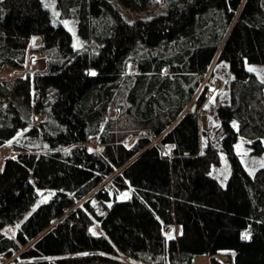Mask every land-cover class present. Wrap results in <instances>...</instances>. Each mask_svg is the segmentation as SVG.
Instances as JSON below:
<instances>
[{"label":"trees","instance_id":"trees-1","mask_svg":"<svg viewBox=\"0 0 264 264\" xmlns=\"http://www.w3.org/2000/svg\"><path fill=\"white\" fill-rule=\"evenodd\" d=\"M117 1L135 13L158 3ZM56 2L77 20L83 46L43 0H0V69L24 67L36 37L48 57L45 69L0 79V147L22 130L38 140L0 167V264H91L118 253L192 264L230 251V262L214 264H264V167L250 173L236 150L242 135L264 152V81L246 67L264 64V0H166L134 20L116 0ZM221 62L233 74L218 107L226 185L212 173L218 148L202 150L198 111ZM94 138L99 149L87 145ZM91 193L104 212L92 198L78 204ZM16 226L15 236L4 231Z\"/></svg>","mask_w":264,"mask_h":264},{"label":"rangeland","instance_id":"rangeland-1","mask_svg":"<svg viewBox=\"0 0 264 264\" xmlns=\"http://www.w3.org/2000/svg\"><path fill=\"white\" fill-rule=\"evenodd\" d=\"M47 8H49L52 18L55 23H62L65 25L73 36V44L76 47H81L87 41L80 36L78 32V24L75 18H63L61 16V12L57 7L56 0H43ZM115 1V0H114ZM157 5L151 10L145 13H135L127 11L126 8L120 6V2L116 0L115 3L119 6L120 10L126 15V17L130 20H134L141 16H152L160 11L167 9L166 0H157ZM89 43V42H88ZM96 41L91 42L93 46H95ZM41 39L39 37L34 38L31 46L27 50V57L25 66L22 68H15L11 65H4L0 69V79L1 80H10L18 75H23L25 72H32L37 69H45L47 66L48 57L40 52H36V49L40 46ZM52 56V54H51ZM246 67L248 70L256 73L263 81H264V64L263 63H248L246 62ZM130 72L136 70L134 64L130 66ZM210 72V71H209ZM208 72V74H209ZM213 78L212 80L205 79L203 85L206 84L207 89L205 93V100L201 103L199 107V115L201 122V147L202 150H205L207 145H213L219 150L220 162L212 164V173L216 176L223 185L227 184V180L229 178L231 172V162L226 154V151L223 149V138L225 136V130L223 128L222 119L218 114V107L223 102H226L229 98V83L233 77V74L229 68V65L226 62L218 63L214 65L212 68ZM201 86V88L203 87ZM200 88V91H201ZM126 94V86H124L120 92L118 101L123 102L125 100ZM199 92L197 93V95ZM192 103V104H191ZM188 106L191 107L194 103H197V100L194 99ZM197 105V104H196ZM197 108V106H196ZM111 115H115V111L111 110ZM40 119V117H39ZM37 122V121H35ZM136 140L135 136L129 137L125 142L128 145H132ZM263 145H264V138ZM159 138H155L153 142H158ZM38 144V140L32 137H29L26 134L25 130L19 132V134L14 137L12 140L6 142L4 145L0 147V167L4 160L9 155L16 154V146H34ZM253 140L250 137L240 135L238 141L236 143V150L243 161L244 166L250 173H255L259 168L264 167V152L256 153L255 148L252 145ZM87 145L91 149H99L100 142L98 138L91 139ZM166 152H169L170 149L165 148ZM112 177H108L103 184L108 186L111 182ZM130 195L129 190L121 191L119 194L120 198H126ZM49 194L43 197V200L47 199ZM87 198H92L93 204L96 206L99 212H104V203H102L98 198L94 197L93 193L86 196L83 200L79 201L78 204H81ZM110 203H108L109 205ZM18 226L16 227H7L4 231L10 236H15ZM176 228V229H175ZM92 232L95 234H101L102 229L99 224L96 223L92 227ZM181 226L178 227H169L166 229V234L168 236L172 235L176 232H181ZM112 260L105 261L101 263H91V264H171L169 262H162L161 258H158L154 261H148L144 259H136L128 257L122 253H118L115 255H109ZM234 252H219L215 257L206 254L196 255L192 259V264H214L213 259L218 260L219 262H230L233 259ZM185 264V263H184Z\"/></svg>","mask_w":264,"mask_h":264},{"label":"water","instance_id":"water-1","mask_svg":"<svg viewBox=\"0 0 264 264\" xmlns=\"http://www.w3.org/2000/svg\"><path fill=\"white\" fill-rule=\"evenodd\" d=\"M196 103H194L193 107H192V110L195 111L196 110Z\"/></svg>","mask_w":264,"mask_h":264},{"label":"snow or ice","instance_id":"snow-or-ice-1","mask_svg":"<svg viewBox=\"0 0 264 264\" xmlns=\"http://www.w3.org/2000/svg\"><path fill=\"white\" fill-rule=\"evenodd\" d=\"M250 70H251V69H250ZM169 238L171 239L172 237H169ZM245 238H247V234H246Z\"/></svg>","mask_w":264,"mask_h":264}]
</instances>
